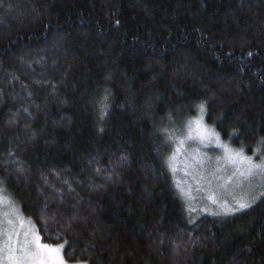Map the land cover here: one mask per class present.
I'll use <instances>...</instances> for the list:
<instances>
[{
    "label": "trees",
    "instance_id": "16d2710c",
    "mask_svg": "<svg viewBox=\"0 0 264 264\" xmlns=\"http://www.w3.org/2000/svg\"><path fill=\"white\" fill-rule=\"evenodd\" d=\"M201 103L253 156L264 0H0V184L67 264H264V180L227 213L175 177Z\"/></svg>",
    "mask_w": 264,
    "mask_h": 264
},
{
    "label": "snow or ice",
    "instance_id": "6c2138e0",
    "mask_svg": "<svg viewBox=\"0 0 264 264\" xmlns=\"http://www.w3.org/2000/svg\"><path fill=\"white\" fill-rule=\"evenodd\" d=\"M199 109L200 115L187 122L186 135L177 137L174 134H170L167 137L168 140H175L176 142L173 156L169 157V159H174L175 155L184 148L186 142L199 140L201 145L215 143L223 149L224 160L236 166L237 171L234 175L238 174L242 180L252 179L257 174L264 178V160L260 163L253 160V156L258 152L264 151V137L259 138L257 141V147L253 149V156H246L243 153V147L239 150L231 149L221 141L220 133L204 124L203 103L199 105ZM162 131L167 132L169 130L163 129ZM235 132L236 130L233 129V133ZM169 166L171 167V164ZM260 196L264 197V192L260 193ZM256 199L257 197L255 196L236 199L235 203L238 207H226L225 212L231 213L247 209L252 203H255ZM5 204L12 205L13 213L16 215V221L12 219L8 220V224L13 225V227L8 232L7 244L5 245L3 242H0V264H66L62 255V249L67 242L56 245L43 243L39 231L32 224L30 218L28 219L29 228L23 232V239H20L21 229L25 225V219L15 209L13 202L6 193V189L0 184V205ZM17 221L20 228L15 227ZM13 234H15V240L13 239Z\"/></svg>",
    "mask_w": 264,
    "mask_h": 264
},
{
    "label": "rangeland",
    "instance_id": "374dc122",
    "mask_svg": "<svg viewBox=\"0 0 264 264\" xmlns=\"http://www.w3.org/2000/svg\"><path fill=\"white\" fill-rule=\"evenodd\" d=\"M199 115L200 110L196 112L193 118ZM187 122L188 120L184 123L182 129L176 132L177 137L187 134ZM204 124L207 125L205 122ZM175 148L176 142L174 140L172 156ZM172 162V167L176 174L175 177L180 188H182L181 184H184L186 187L184 189L182 188V194L185 196L191 192L193 189L192 187H195V193L192 194L194 201H190V203L192 208L199 210H209L208 208L211 206L218 212L223 211L228 203L224 199H221L220 202H216V198L214 197L215 192L220 191L221 193L224 192L223 195H226L232 200V206L237 207L238 205L235 203L236 199H240L243 193L251 191L264 180L259 174L252 179L243 180L238 174L234 175L237 171L236 166L224 160L223 149L215 143L201 145L199 140L186 142L184 148L175 155ZM210 201H212V203ZM13 204L17 208L18 205L15 204L14 201ZM1 218H3V221L5 218L7 221L9 219L16 221V215L13 213L12 205H0V220ZM22 218L25 219V225L23 229H21V240L23 239V232L29 228L28 219L24 216H22ZM6 220L3 224L0 223V242H3L5 245L8 241V232L13 227V225H9ZM15 227L20 228L18 221ZM13 239H16L15 234H13Z\"/></svg>",
    "mask_w": 264,
    "mask_h": 264
}]
</instances>
